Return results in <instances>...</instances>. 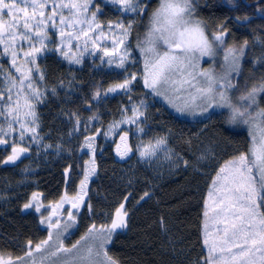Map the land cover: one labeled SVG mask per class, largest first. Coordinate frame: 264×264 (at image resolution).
I'll use <instances>...</instances> for the list:
<instances>
[{"label":"snow or ice","instance_id":"snow-or-ice-1","mask_svg":"<svg viewBox=\"0 0 264 264\" xmlns=\"http://www.w3.org/2000/svg\"><path fill=\"white\" fill-rule=\"evenodd\" d=\"M108 2L116 7L119 15L131 16L132 19L127 23L119 19L115 23L109 21L106 26L102 25L98 22L101 8L94 0H0V45H3V53L10 56V68L7 71L0 65V145L11 148L10 154L0 159V164H16L29 152L31 144L44 150L53 148L51 144L42 143L44 137L40 135V117L36 109L45 103L49 94L57 95V89L54 87L49 90L44 83L46 76L37 63L40 54L58 52L70 64L79 65L91 44L92 49L103 53L101 62L109 66L113 63L112 59L105 61L104 57L115 56V48L123 49L116 67L127 71L126 62H135L128 38L133 30L134 18L148 12L151 0ZM228 3L231 4L232 0H228ZM65 9L70 15H65ZM195 13L196 0H160L158 7L149 15L146 38L140 40L137 37L136 49L144 62V72L139 79L143 80L144 87L151 94L165 98L179 112L196 114L199 110L200 115L209 114L211 118L210 110L214 112L216 108H226L230 111L231 123L247 126L251 137L248 153H241L227 161L226 166L220 167L209 192V197L214 193L217 196L212 208L213 220L222 227L216 229L218 240L209 244L205 225L204 244L208 247V255L204 257L203 264H264V108L258 102V98L264 94V75L251 87L245 84L243 95L239 96V105H234L230 93L240 91L233 81L241 74V62L248 42L245 41L238 48H226V25H219L217 32L212 33L210 38L207 25L196 18ZM5 16L9 18L7 21ZM236 19L240 22L239 17ZM247 19L244 17L245 21ZM57 23L61 25L60 42L53 39L48 31L49 28H56ZM105 27L109 32L119 30V38L112 41L113 50L99 43L102 38L106 39ZM65 38L67 45L64 43ZM82 38L81 45L79 42ZM72 40L77 41V44L72 45ZM18 41L22 43L18 45ZM24 45H27V50ZM66 46L69 51H65ZM72 47L80 49V54H70ZM219 52L224 53L220 72L198 70L203 57L214 59ZM21 59L29 65L27 71L21 70L18 63ZM258 62H253L254 67ZM174 76L177 79H173ZM137 80L136 73H128L122 82L109 87L106 93L97 89L91 99L99 100L107 94L124 91L129 93L128 100L132 103L131 92ZM61 87L64 85L61 84ZM85 103L91 110V103L87 100ZM145 108L143 99L132 103L131 108L123 107L122 114L130 112L131 115L124 116L119 123L138 125L141 118L145 117ZM67 116L73 125L69 133L71 136L81 130L84 122L79 112H68ZM91 119H98V116L93 115ZM115 126V123L110 125L107 132L98 131L95 135H86L81 150L88 149L94 160L93 142L96 136H107L114 131ZM84 131H87L86 125ZM138 131L143 133L144 129L138 128ZM9 136L12 137L11 141ZM127 137L128 132L121 128L120 140ZM25 144L28 146H23ZM56 150L60 151L59 145ZM161 150L165 152L166 159H173V150L167 147V139L164 137L155 141L151 151L139 152L142 158H147L156 156ZM132 151L133 148L128 145L120 151L117 145L116 154L124 159ZM203 158H206L204 154L201 155ZM177 162H183L185 166L189 163L183 157H177ZM88 163L85 162L76 196L69 199L65 193L56 206L61 208L64 203L70 204V209L65 210L66 219L59 216L55 209L49 216H42L40 223L47 225V238L38 243L27 241L23 255L15 259L0 255V264H119L109 255L107 246L118 230L128 226V210L125 205L131 193L114 209L110 223L99 226L92 223L80 240L70 247L64 244L70 229L77 226V213L73 210L86 204L87 184L96 171L94 167H87ZM40 195L33 192L30 201L23 205V210L34 209L36 213H41L44 205L40 202ZM149 197L150 193L145 192L140 200ZM86 206L91 214V204L87 203ZM205 206L207 208V201ZM204 217H208L207 210ZM161 226L164 227L163 220Z\"/></svg>","mask_w":264,"mask_h":264},{"label":"rangeland","instance_id":"rangeland-1","mask_svg":"<svg viewBox=\"0 0 264 264\" xmlns=\"http://www.w3.org/2000/svg\"><path fill=\"white\" fill-rule=\"evenodd\" d=\"M65 2H69V0H65ZM77 2H79V0H77ZM94 2L101 8V12L98 15V22L101 23L102 25L106 26L109 23V21L115 23L119 19H122L123 22L127 23L130 19H132L131 16L122 17L121 15H119L116 11V7L111 5L108 2V0H94ZM154 2L156 3V8H157L158 5L160 4V0H154ZM64 13L66 16L70 15L68 10L66 9L64 10ZM149 15L147 17V20H145L144 22L145 24H144L143 33L140 35L136 33L135 35L132 32L131 36L128 38L131 44L130 51L132 57H134L135 62L133 63L131 62V60L129 62H126L125 67L127 71L115 66L119 61L120 54H122L123 52V49L121 48H115V53H116L115 56L104 57L105 61H107L108 59H112L113 63L111 66H109L107 63L101 62L100 57L103 56V53L99 50L92 49L91 44H89V51L84 53L82 63L79 65L70 64L58 52L49 51L40 54L38 56L37 63L46 76V81L44 82L46 87L49 90H51L54 87L57 89V95L52 96L49 94L45 103L38 105L36 109L40 117V129H39L40 135L44 137L42 143L53 145L51 143L52 132L50 131L49 133L48 129H46L45 126L46 125L45 120H48L52 115H55L54 120L57 121V123L62 124L63 130H64V126L67 127L62 135V138L64 137L65 139L57 144L60 146L59 152H57L56 150L57 145H53V148L51 149L44 150L42 147L38 148L36 144H31L30 151H32L33 153L34 156L33 159L36 160L37 162L38 170H41V167L45 166L47 161L53 160L54 162L57 163L62 161L63 159L65 161L67 159L66 158L67 154H69V148L67 146H69V143L72 140L78 139L88 133H94L95 129H97L98 127H101L100 132H107L110 125H113L115 123L116 126L114 131L110 132L107 136L103 134L99 136V141L103 146L102 153H104L105 150H109L111 148L113 142L117 138V135L120 133V129L123 128L124 131L128 132V136L130 137V141L132 142L130 143V146L133 148L132 152L135 155L128 164L120 167V170L124 172L122 173L124 174V179L128 177H133V175L137 171L138 172L141 171V173L145 171V173L151 174L150 178L152 179H150L149 181L152 184V183H156L154 181L156 180L158 181V179L161 177H163L164 179L165 174L172 175L178 170L180 166L184 165L183 162H177V157H183V155L179 152L177 147L173 146V144H175L176 141H174V139L172 140L173 132L170 129V127L175 125L174 123H176L177 121L189 122V124L180 123V126L183 127V130L190 131L195 139L201 136V134L198 135V133L205 132V129L209 128L210 126L213 125L222 128L223 123H226V118L228 115V109L226 108H216L214 112L210 110L211 118L209 119V114L200 115L199 110H197L196 114H192L188 112L185 113L179 112L168 102V100H166L163 97H158L151 94L149 89L147 93H141L139 91V84L141 83V79H139V77L144 72V62L139 50L136 49V44H137V37H139L140 40H144L146 38V34L148 32V25H149ZM137 18L138 16L134 18L135 23L137 21ZM4 19L7 21L9 18L5 16ZM60 27L61 25L57 23L56 28L48 29V31L53 35V39H55L57 42H60L61 40V37L59 36ZM104 31L106 34V39L102 38V40L99 43H102L103 47H107L109 48V50H113L114 45L112 44V41L113 39L119 38L118 35L119 30L117 29L112 32H109L108 29L105 27ZM212 33L214 32L209 31V28L207 26V34L209 35L210 38ZM20 43L22 42L18 41V45ZM64 43L65 45L68 44L66 38L64 39ZM79 43L81 45L83 44V38ZM71 44L76 45L77 41L72 40ZM241 45L242 44L237 45L235 44V42L234 43L232 42L229 47L238 48ZM225 47L227 48L226 45ZM24 49L27 50V45H24ZM65 51H69V48L67 46L65 47ZM70 54L79 55L80 49L76 47H72L70 50ZM223 55H224L223 52H219L214 59L209 57H203L198 65V70H204V71L211 70L217 73L220 72L221 65L223 63ZM252 55L253 54L248 55L247 49L245 48V56L241 62V67H242L241 74L236 80L233 81L238 85L240 91H233L232 93H230L232 102L238 101L239 96L243 93L245 84L248 87H251L253 84H256L260 81V79L258 78L257 80L255 79L254 81H249L246 79L247 75L251 76L250 73L252 72L256 73L257 72L256 68L264 63L263 60L262 61L260 60V58L262 57L264 58V56L257 57L255 55L253 56ZM254 61H259L258 63L255 64V67L253 65ZM18 63L22 71H27L29 65H26L23 59L19 60ZM0 65H3L5 71H7L10 68V56L3 53V45H0ZM133 72L137 74L138 80L134 83L133 90L131 92V96L133 97L132 103H138L139 99H143L145 101L146 108L143 109V111L145 112V117L141 118V122L138 125H132L126 123L120 124L119 121H121L124 118V116L131 115L130 112L123 114L121 112V109L125 106L129 108L132 107V103H130L128 100L129 93H126L124 91H118L117 93H110L105 96H102L99 100H92L91 97L97 89H99L102 93H106L109 87H112L115 84L122 82L126 78L128 73H133ZM173 79H177V77L174 76ZM70 81H73V83L70 84L69 83ZM61 84H63L64 87H61ZM69 89H71L70 92ZM66 93L68 94L66 95ZM85 100L91 103L92 105L91 110L88 108L87 104L85 103ZM258 102H259V106L261 108H264V94H262V96L258 98ZM83 108L87 109V112L85 114L81 112L84 111ZM110 110L113 112H110ZM68 112H79L80 119L82 122H84V124H82L81 126V130L79 132L73 133L71 136H69V133L72 131L73 125L68 120V116H67ZM93 115L98 116V119L95 120L91 119ZM169 115L173 116L172 117L173 119ZM204 121L205 123L202 124L201 122ZM193 123H201V124H193ZM85 125L87 128L86 132L84 131ZM138 128H143L144 132L141 133L140 131H138ZM230 129L234 130L231 131L232 133H245L246 135H248V141L250 146L251 137L249 136L248 128L246 125H232L229 126V130ZM161 137L167 139V147L169 149H172L174 153L173 159L171 160L166 159V154L163 150L158 152L156 156L142 158L140 156L139 150L151 151L155 141ZM236 137L243 139L244 134L242 136L241 134H239ZM8 139L11 141L12 137L9 136ZM28 143L30 144L31 142L29 141ZM232 145L233 144H231L230 142H227L225 146L220 145L218 147L219 148L222 147L223 149L226 150V148L232 147ZM23 146H28V145L25 144ZM102 153L101 155H103ZM241 153H248V152H246L245 150L240 153L237 152L235 156H238ZM210 155L211 154H209L208 158L205 160L206 162L205 163L203 162L204 167H208L209 169L212 168L213 164H217L222 158V157L217 158L216 155H211V156ZM234 157L230 159H226L224 162H222L215 170L214 174L211 177L209 176L210 180L202 204V214H201L202 230L200 229L199 238H200L201 250L203 251V259L199 261L200 264H203L204 257L208 255V247L205 244H203V239L206 238L205 225L207 226V239L209 240V244H211L214 240H218V234L216 229L218 227H222L213 220L214 213L212 211V208L214 207V201L217 199V196L214 193L212 197H209V192L213 188V180L217 178V172L219 171L220 167L226 166V162L233 159ZM183 159L191 163V160L186 159L184 157ZM198 159L200 160L201 158H199L198 156ZM32 162L34 163V161ZM87 162H90V160L87 159ZM87 167L89 166L87 165ZM139 167H141L142 170L141 169L138 170ZM127 170H131V171L129 173H126ZM81 175H82V171H81ZM201 175L204 178L205 177L207 178L208 176V174H206L205 172H201ZM150 188L154 189L152 185ZM98 198H99V194L97 193V196L96 194H94L89 202L92 206L91 214L89 213V210L86 206V213L84 216L87 227L91 223L96 222L97 219H100L101 221L104 218L106 219V221L108 222L110 221L111 211L104 214L101 213L94 215L96 204L100 200ZM205 201H207V208L205 206ZM206 210L208 211L207 218L204 217V212ZM111 246H113V244ZM205 250H207L206 254L204 253Z\"/></svg>","mask_w":264,"mask_h":264},{"label":"trees","instance_id":"trees-1","mask_svg":"<svg viewBox=\"0 0 264 264\" xmlns=\"http://www.w3.org/2000/svg\"><path fill=\"white\" fill-rule=\"evenodd\" d=\"M213 4L218 10L223 9L220 0H196V15L208 26L209 30H216L219 25L223 24L221 23L223 21L218 19L222 13L213 9L211 6ZM155 8L156 3L151 0L148 12L143 16H138L133 26V34L140 35L143 33L144 22ZM257 48L261 51H257L255 56H264V43ZM254 49L255 47L249 44L247 51L254 53ZM260 60L264 61V58L262 57ZM256 71V73H250L251 76L247 75L246 79L249 81L260 79L264 75V63L258 66ZM139 91L141 93L148 91L144 87L142 79L139 84ZM83 110L81 112L85 114L87 109L83 108ZM110 112L113 111L110 110ZM54 116L52 115L48 120H45V126L49 133L52 132L51 143L57 145L65 139L62 138V135L67 127L64 126L63 130L62 124L57 123ZM169 116L172 118L171 115ZM180 123L188 124L177 121L174 123L175 125L170 127L173 132L172 140L176 141L173 146L177 147L184 158L191 160V163L189 162L188 166H180L172 175L165 174L164 179L161 177L158 181H154L156 183L151 184L149 181L152 179L150 173L137 171L133 177L125 178L127 179L125 180L124 174H122L124 172L120 170L121 166L115 164L112 157L108 159V154L105 157L107 160L101 163V178L98 184V194L101 195V198L97 202L96 208H99L102 214L108 213L113 204L122 196L123 199L129 193L132 194L127 205V231L115 239L111 249V253L115 254L122 261V264H197L202 260L203 251L199 238L201 214L210 177L226 159L234 157L237 152L240 153L244 150L248 152V135L232 133L231 131L234 130H229L227 123H223L222 128L210 126L205 129V132L198 133L201 136L197 139L193 137L190 131L183 130ZM201 123L203 124L205 121ZM239 134L241 136L244 134L243 139L236 137ZM227 142L233 144L232 147H228L226 150L218 147L220 145L225 146ZM202 154L206 158L199 160L198 156L201 158ZM209 154L216 155L217 158L222 157L217 164H213L211 169L203 165ZM53 163L47 161L48 165L42 166L41 170H38V178L45 189L52 188L56 192L60 184V171L63 167V161L58 163L53 161ZM139 169L142 170L141 167ZM130 171L127 170L126 173ZM201 172L208 174L207 178H204ZM151 185L154 189L150 188ZM143 192H149L150 197L141 206L136 207L134 202ZM14 214L16 215L13 213L11 216V225L3 229L6 237L10 239L20 238L24 235L23 233L30 232V227H26L29 221L14 217ZM161 220L164 223L163 228Z\"/></svg>","mask_w":264,"mask_h":264},{"label":"flooded vegetation","instance_id":"flooded-vegetation-1","mask_svg":"<svg viewBox=\"0 0 264 264\" xmlns=\"http://www.w3.org/2000/svg\"><path fill=\"white\" fill-rule=\"evenodd\" d=\"M220 1L223 9L218 10L214 4L211 6L213 9L221 11L222 13L221 17H218V19L223 21L221 23L226 25L228 29L226 46L229 47L232 42H235L237 45H243L244 42L247 41L248 44L246 49L249 47V44L255 47L253 50L254 53L252 51H247L248 55H255L257 51L260 52L261 50L257 48V46L259 47V45L264 43V11H262V9H264V0H232L231 4L228 3V0ZM196 17L199 18L197 15ZM237 17L240 18V22L237 21ZM244 17H248V19L245 21ZM217 30L218 29H210L209 31L215 33ZM100 128L101 127H98L95 129L94 133H88L86 135H95L96 132L100 131ZM86 135L72 140L69 143V146H67L69 148V154H67V159L65 161L64 159L62 160L63 167L60 171V184L56 192L49 187H47L49 189H45L43 183H40L41 181L38 178V165L36 160L33 159L34 156L32 151L29 150L30 152L25 156H22L14 165L0 164V255H3L5 258L11 256L15 259V257L23 255L24 245L27 241L31 240L33 243H38L39 241L46 239L48 235L47 225L41 224L40 220L42 216H49L53 209L56 210L59 216L66 219L65 210L70 209V204L64 203L61 208H57L56 206L60 203L61 196L65 193L68 194L69 199L76 196L80 188V181L83 178V171L87 159L90 160L88 164L89 168L94 167L96 171L95 174L90 177L87 184V197H85L86 204L90 202L94 194L97 196L99 189L98 184L101 178V163L107 160L105 158L107 154L108 159L109 157H112L114 163L119 166L128 164L133 156H135L134 153L131 152L126 158L121 159L116 154L117 145H119L120 151H123L126 145L130 146L129 136L125 140H120L119 133L109 149L110 151L105 150V154L102 153L103 146L99 141L100 135H97L93 142L95 148V157L93 160L88 149L85 148L84 150H81ZM52 144L55 145L54 143ZM10 152L11 148H9V146L0 145V159L6 158ZM101 153L103 155H101ZM32 161H34V163ZM50 162L51 164H54L52 160L49 161V163ZM47 165L48 164L46 163V166ZM66 169L68 170L67 172ZM33 192L41 194L40 202L44 205V208L41 210L42 215L41 213H36L34 209L23 210V205L30 201ZM144 193L145 192H143V194ZM143 194L141 196H143ZM122 197L110 208L111 214L121 202H124V198L122 199ZM140 197L134 202L136 203V207L141 206L148 200V198L140 200ZM100 198L101 195H99L98 199ZM128 201L125 205L126 208L129 204ZM86 204L81 206L78 210H73L77 213V226L70 229L69 234L64 239L65 246L70 247L77 240H80V238L86 234L88 227L92 224L91 223L88 227L86 226L84 216L86 213ZM13 213H16V215L14 214V217L29 221L28 225H24L30 227V232L23 233L24 235L20 238L15 237L10 239L6 237V233L3 229L11 225V216ZM97 214H101L99 208H95L94 215ZM93 223L99 226L101 224L110 223V221L108 222L103 218L101 221L100 219H97V221ZM126 231L127 228L118 230L117 233L113 235L112 242L107 246L109 255L116 259L119 264H122V261H120L115 254L111 253L113 247L111 245L114 244L117 237L125 234ZM37 260L39 261L38 254Z\"/></svg>","mask_w":264,"mask_h":264},{"label":"clouds","instance_id":"clouds-1","mask_svg":"<svg viewBox=\"0 0 264 264\" xmlns=\"http://www.w3.org/2000/svg\"><path fill=\"white\" fill-rule=\"evenodd\" d=\"M243 95V93L241 94ZM234 105H239V98H238V101H235V102H232ZM231 121V114H230V111L228 110V115H227V118H226V123L229 125V126H232L234 125L233 123L230 122Z\"/></svg>","mask_w":264,"mask_h":264},{"label":"crops","instance_id":"crops-1","mask_svg":"<svg viewBox=\"0 0 264 264\" xmlns=\"http://www.w3.org/2000/svg\"><path fill=\"white\" fill-rule=\"evenodd\" d=\"M201 230H202V228H201ZM203 244H204V239H203ZM204 253L206 254L207 253V250H205Z\"/></svg>","mask_w":264,"mask_h":264},{"label":"bare ground","instance_id":"bare-ground-1","mask_svg":"<svg viewBox=\"0 0 264 264\" xmlns=\"http://www.w3.org/2000/svg\"><path fill=\"white\" fill-rule=\"evenodd\" d=\"M154 6V5H153ZM217 26V25H216ZM249 37V36H248ZM79 106V105H78ZM246 148V147H245Z\"/></svg>","mask_w":264,"mask_h":264}]
</instances>
